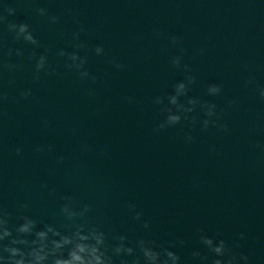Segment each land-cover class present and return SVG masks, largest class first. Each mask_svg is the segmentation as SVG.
Here are the masks:
<instances>
[{
    "label": "water",
    "instance_id": "1",
    "mask_svg": "<svg viewBox=\"0 0 264 264\" xmlns=\"http://www.w3.org/2000/svg\"><path fill=\"white\" fill-rule=\"evenodd\" d=\"M0 16V211L10 228L21 216L38 228L95 226L109 248L114 236L133 248L152 241L179 264H200L192 253L207 255L206 235L264 264V0H0ZM7 23H26L39 46L15 40ZM60 50L85 57L89 77L66 68ZM33 52L55 73L34 81ZM186 76L195 82L179 102L213 104L215 115L197 104L189 119L155 130ZM210 84L220 93L209 95ZM65 205L89 210L70 220Z\"/></svg>",
    "mask_w": 264,
    "mask_h": 264
},
{
    "label": "clouds",
    "instance_id": "2",
    "mask_svg": "<svg viewBox=\"0 0 264 264\" xmlns=\"http://www.w3.org/2000/svg\"><path fill=\"white\" fill-rule=\"evenodd\" d=\"M8 15H13L15 9L6 8ZM39 15L45 16L46 9L38 8L36 10ZM6 17L0 16V23L6 22ZM50 23H57L59 17L49 16ZM9 32L14 33V39L23 40L25 43L33 46H39L38 40L33 36L32 31L26 23H7ZM80 31H84L83 28ZM79 33H73V39L79 40ZM177 42L176 37H172V43ZM77 48H85V44L75 45ZM12 49L7 52L8 56L12 55ZM47 51V50H45ZM96 55L103 53L101 46H96L93 50ZM16 56H22L20 49L15 50ZM57 55L66 57L65 67L74 70L81 79L89 77V73L84 69L86 58L79 56L76 52H65L60 50ZM33 60V80L40 79L41 71H46L49 75L55 73V69H48L47 57L44 54L37 55L35 52L29 57ZM173 66H180V58L174 57L171 61ZM117 68L122 65L116 64ZM3 68L11 71L18 69L19 65L4 63ZM185 71H188V66L184 65ZM95 81L96 77H90ZM185 82H178L173 86V93L166 97L168 103L162 108L166 113L164 122L160 123L155 130H163L166 126H174L181 121L182 115L184 119H189L188 113L193 112L194 107L200 104V107L205 110L206 117H213L215 115V105L210 103H200L197 99H188L187 107L179 102V97L186 95L187 85L193 84L195 78L186 76ZM221 91L219 85L210 84L207 88L209 95H217ZM31 95L30 90H24L20 93L21 99H26ZM259 95L264 99V88L259 90ZM8 99L4 93H0V104ZM15 99V98H13ZM155 103L162 104L163 100L157 98ZM232 103V102H230ZM195 123V117L190 120ZM46 123V122H45ZM215 126V121H212ZM209 120L202 121V127L207 128ZM191 139V137H189ZM44 146H40L37 151H44ZM17 155L21 153V148L15 149ZM62 160V158H61ZM27 207V205H24ZM88 206L85 205L80 213L72 212L68 205H65L61 211L68 218L73 219L76 216H83L88 211ZM9 213L0 211V242L7 240V243H0V264H116L114 258H119V264H179L180 257L169 250V248L161 247L154 244L152 241H145L143 239L137 241L136 247L125 245L124 236H114L115 244L109 248L106 243V237L103 231L95 226L85 227L83 224L73 223L70 230L61 231L52 225L45 224L42 228L37 227L35 220L28 216H21L20 223L15 228H10L8 221ZM136 219H139L137 213ZM145 228L148 224L143 225ZM199 231V230H198ZM31 237V239H29ZM243 234L239 235V239H243ZM200 244L207 250V255H201L200 252H193V257H199L200 264H248V256L239 253L228 246L223 239H213L206 235H200ZM183 244V241H180ZM240 245H235L239 248ZM111 253V254H109ZM132 259L129 260L128 258Z\"/></svg>",
    "mask_w": 264,
    "mask_h": 264
}]
</instances>
